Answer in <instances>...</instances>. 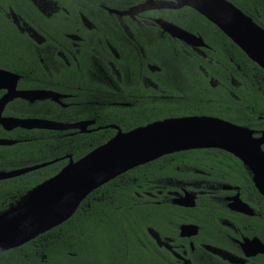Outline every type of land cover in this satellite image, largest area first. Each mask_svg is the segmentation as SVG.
<instances>
[{"label": "flooded vegetation", "instance_id": "1", "mask_svg": "<svg viewBox=\"0 0 264 264\" xmlns=\"http://www.w3.org/2000/svg\"><path fill=\"white\" fill-rule=\"evenodd\" d=\"M153 1L156 0H0V72H3L0 74L6 75L0 79V98L10 93V87L19 93H29L26 96L15 93L0 108V140L11 142L0 144V172L66 159L55 173L32 188L69 161L68 154L40 160L31 152L21 156L16 149L7 157L4 148L36 139L22 136L25 134L16 132L18 129L59 131L67 136L88 134L108 126L113 136L116 128L126 131L113 123L97 124L103 109L127 108L121 115L127 122L131 113H144L185 100L181 96L183 90L159 87L161 78L167 75L160 74L156 64L145 60L139 42L147 44L150 38L159 40L163 33L167 34L155 19L198 35L189 31L191 25L180 18L178 11L186 6L151 8ZM143 4L146 9L137 13H116ZM182 43L204 56L202 47ZM133 53L135 60L131 57ZM230 82L235 84L232 78ZM228 95L238 99L232 91ZM189 116L193 115L156 120ZM260 118L264 116H257ZM8 119L90 123L82 131L50 130L13 126ZM262 130H252L253 135ZM38 139L42 142L47 136ZM44 144L47 146V141ZM261 149L264 152V143ZM214 156L215 160L208 161L206 168L182 164L181 168H174L176 176L162 175L142 191L152 198L149 202L159 206L160 216L156 222L143 225L145 239L154 242L162 257H169L166 259L169 264H264V252L260 251L264 246L261 207L264 198L251 172L237 158L227 152ZM55 161L2 178L0 187L5 180L28 173L37 176L36 171ZM108 181L95 188L97 205L104 201L106 189H110L109 185L102 186ZM30 188L9 196V201H0V207H5L0 213L12 207ZM188 197L192 205L185 201ZM175 199L185 203H175Z\"/></svg>", "mask_w": 264, "mask_h": 264}, {"label": "trees", "instance_id": "2", "mask_svg": "<svg viewBox=\"0 0 264 264\" xmlns=\"http://www.w3.org/2000/svg\"><path fill=\"white\" fill-rule=\"evenodd\" d=\"M228 1L264 29V0ZM178 13L191 25L188 30L202 38L206 46L200 50L204 56L165 33L159 40L150 38L147 44L138 42L145 60L156 64L160 74L167 75L161 78L159 87L181 89L185 100L144 113H131L130 122L121 117L127 108L107 107L101 111L97 124L113 123L128 131L164 116L193 115L215 117L252 130L264 128V118L257 119L264 116V71L203 16L188 7ZM131 57L135 60L136 54ZM231 78L235 84L230 82ZM209 80L214 84L210 85ZM229 91L238 99H231ZM16 132L36 139L4 148L7 157L16 149L21 156L31 152L36 158L41 157L40 160L65 154L77 160L113 134L108 126L88 134L67 136L59 131L18 129ZM40 136L47 139L41 142ZM217 153L226 155L217 149H191L128 169L102 185L105 188L109 185L110 189H106L101 204H96V191L92 190L68 219L18 247L0 252V264H169L166 262L169 257H162L154 242L145 239L143 225L156 222L160 216L159 206L149 202L152 198L144 196L142 191L162 175L176 176L174 168H181L182 164L206 168ZM65 161L58 158L36 171L37 176L33 172L5 180L0 187V201H9V196L21 194L52 175ZM261 207L264 208L263 200ZM4 209L0 207V211Z\"/></svg>", "mask_w": 264, "mask_h": 264}, {"label": "water", "instance_id": "3", "mask_svg": "<svg viewBox=\"0 0 264 264\" xmlns=\"http://www.w3.org/2000/svg\"><path fill=\"white\" fill-rule=\"evenodd\" d=\"M156 8H179L186 6L212 23L253 63L264 71V29L241 12L228 0H160L153 1ZM146 9L138 5L117 14H134ZM154 22L171 37L186 44L205 47L201 37L193 35L162 19ZM3 73V72H0ZM0 74V79L6 78ZM0 98V108L16 92ZM14 92V93H13ZM13 126L64 130L76 128L82 131L90 121L58 123L37 119H8ZM10 141L0 140V144ZM264 130L257 136L244 126L208 116L167 118L135 127L126 132L116 128L115 134L101 145L80 158L68 163L56 174L27 190L17 202L38 186H57L56 192L39 208L28 210L24 215L0 221V252L18 247L50 228L68 219L79 203L93 189L128 169L152 161L162 155L191 149L217 148L237 158L252 174L255 186L264 198ZM55 160H52L53 162ZM47 162V163H51ZM47 163L11 171L0 172V179L10 178L33 170ZM192 205L190 197L185 200ZM184 204V201L174 200ZM264 252V246L260 248Z\"/></svg>", "mask_w": 264, "mask_h": 264}, {"label": "bare ground", "instance_id": "4", "mask_svg": "<svg viewBox=\"0 0 264 264\" xmlns=\"http://www.w3.org/2000/svg\"><path fill=\"white\" fill-rule=\"evenodd\" d=\"M56 188L57 186L50 185L34 188L21 197L13 208L7 212L0 213V221L24 215L28 210L39 208L44 201L55 194Z\"/></svg>", "mask_w": 264, "mask_h": 264}, {"label": "rangeland", "instance_id": "5", "mask_svg": "<svg viewBox=\"0 0 264 264\" xmlns=\"http://www.w3.org/2000/svg\"><path fill=\"white\" fill-rule=\"evenodd\" d=\"M211 83H213V81Z\"/></svg>", "mask_w": 264, "mask_h": 264}]
</instances>
